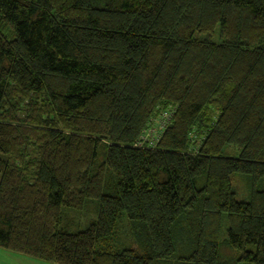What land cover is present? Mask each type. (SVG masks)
Masks as SVG:
<instances>
[{
  "label": "trees",
  "instance_id": "obj_1",
  "mask_svg": "<svg viewBox=\"0 0 264 264\" xmlns=\"http://www.w3.org/2000/svg\"><path fill=\"white\" fill-rule=\"evenodd\" d=\"M0 248L264 264V0H0Z\"/></svg>",
  "mask_w": 264,
  "mask_h": 264
},
{
  "label": "rangeland",
  "instance_id": "obj_2",
  "mask_svg": "<svg viewBox=\"0 0 264 264\" xmlns=\"http://www.w3.org/2000/svg\"><path fill=\"white\" fill-rule=\"evenodd\" d=\"M229 154H231L230 151ZM232 182L237 199L244 201L249 200L250 191L253 186V180L251 177H249V175L234 174L232 176ZM97 206V201L94 199H88L86 200L84 207L81 209L63 207L60 227L72 232L85 229L89 223L97 217ZM224 219L225 220L222 223V239L226 236V216ZM116 235L118 238L124 239L121 230H119Z\"/></svg>",
  "mask_w": 264,
  "mask_h": 264
},
{
  "label": "crops",
  "instance_id": "obj_3",
  "mask_svg": "<svg viewBox=\"0 0 264 264\" xmlns=\"http://www.w3.org/2000/svg\"><path fill=\"white\" fill-rule=\"evenodd\" d=\"M0 264H49L0 248Z\"/></svg>",
  "mask_w": 264,
  "mask_h": 264
},
{
  "label": "built area",
  "instance_id": "obj_4",
  "mask_svg": "<svg viewBox=\"0 0 264 264\" xmlns=\"http://www.w3.org/2000/svg\"><path fill=\"white\" fill-rule=\"evenodd\" d=\"M164 117L167 116V114H164L163 115ZM159 124H161V126H163V122H160ZM158 127H152L150 129L147 130L146 134L143 136V141H146V140H150L149 141V145H152L154 146L155 142H156V139L158 138ZM140 143H143V142H140Z\"/></svg>",
  "mask_w": 264,
  "mask_h": 264
}]
</instances>
